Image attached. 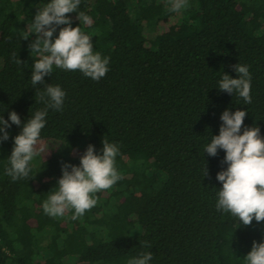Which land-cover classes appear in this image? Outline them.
Wrapping results in <instances>:
<instances>
[{"label":"trees","instance_id":"1","mask_svg":"<svg viewBox=\"0 0 264 264\" xmlns=\"http://www.w3.org/2000/svg\"><path fill=\"white\" fill-rule=\"evenodd\" d=\"M49 2L0 0V115L14 110L22 122L0 143V264H128L149 251V264H249L264 221L249 227L217 211L216 175L228 165L224 150L204 149L225 109H244L241 132L255 126L264 137V0H186L179 12L168 11L171 0H80L76 11L91 23L66 15L110 58L109 71L95 81L53 65L45 83L65 91L63 109L48 110L36 145L43 151L29 177L13 181L5 174L13 138L45 107L36 102L44 85L31 84L36 34L22 37ZM238 63L251 74L247 105L218 89L224 73L238 76ZM104 139L119 146L122 179L93 194L97 204L76 220L71 208L45 214L61 164L79 165L89 144L100 154Z\"/></svg>","mask_w":264,"mask_h":264},{"label":"clouds","instance_id":"2","mask_svg":"<svg viewBox=\"0 0 264 264\" xmlns=\"http://www.w3.org/2000/svg\"><path fill=\"white\" fill-rule=\"evenodd\" d=\"M80 0H50L49 3L38 9L29 32L22 39H27L35 33L36 39L28 45L30 52L40 54L34 62L31 74V84L44 85V91L38 93L36 102H43L45 107L37 110L22 125V131L16 135L14 146L9 156L11 167L5 169V174L13 181L28 178L31 171L30 162L40 155L43 147L37 150V141L41 130L45 127L48 110L61 111L66 93L59 86L45 83V77L51 76L53 65L69 71L79 70L85 77L99 81L109 71L110 58L101 57L99 52H93L92 38L81 32L80 24L72 26L71 18L66 15L76 12ZM186 7V0H171L168 11L179 12ZM77 18L84 24H90L91 19L83 12L77 13ZM65 25L59 30L58 36L53 39L57 27ZM17 64L23 63L13 54ZM238 73L236 78L224 73L219 81L218 89L229 94L236 93L250 104L251 74L246 65H232ZM246 111L237 109L232 112L225 109L220 117L219 135L211 136L210 143L204 151L215 157L218 150H224L222 164L226 169L219 171L216 179L222 184L218 191L216 203L217 211L231 213L238 217L240 224L251 225L253 218L256 222L264 221V137L260 135L259 127H243ZM15 124L21 126V118L16 111L9 113L8 119L0 115V143L9 139L7 129ZM103 148L98 154L94 145L89 144L86 151L80 156L79 165L63 162L62 176L58 179V191L50 194L43 203L45 214L61 216L68 209H74L73 220L82 216L97 204L95 193L111 188L122 176L115 167V157L119 146L103 140ZM208 170L205 167L204 176ZM144 247H151L145 241ZM152 253H141L138 258H132L128 264H149ZM249 264H264V241H253L251 251L246 255Z\"/></svg>","mask_w":264,"mask_h":264},{"label":"rangeland","instance_id":"3","mask_svg":"<svg viewBox=\"0 0 264 264\" xmlns=\"http://www.w3.org/2000/svg\"><path fill=\"white\" fill-rule=\"evenodd\" d=\"M33 163H34L33 165H35L36 162H33ZM239 224H240V220H239ZM254 224H255V223L252 222V224H251V225H248V226H249V227H254ZM240 225H243V224H240Z\"/></svg>","mask_w":264,"mask_h":264}]
</instances>
